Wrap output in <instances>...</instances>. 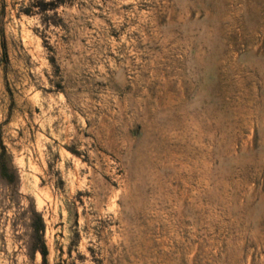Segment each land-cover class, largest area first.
Returning <instances> with one entry per match:
<instances>
[{"label":"rangeland","instance_id":"374dc122","mask_svg":"<svg viewBox=\"0 0 264 264\" xmlns=\"http://www.w3.org/2000/svg\"><path fill=\"white\" fill-rule=\"evenodd\" d=\"M0 264H264V0H0Z\"/></svg>","mask_w":264,"mask_h":264},{"label":"bare ground","instance_id":"6f19581e","mask_svg":"<svg viewBox=\"0 0 264 264\" xmlns=\"http://www.w3.org/2000/svg\"><path fill=\"white\" fill-rule=\"evenodd\" d=\"M142 101V100H141ZM144 102V101H143ZM154 102V101H153ZM139 103V102H138ZM160 104V103H159ZM180 103H178V105H179ZM174 105V104H173ZM184 105V104H183ZM140 106V105H139ZM166 106V105H165ZM180 106V105H179ZM154 107V106H153ZM159 107V106H158ZM170 107V106H169ZM173 107V106H172ZM184 107H185V105H184ZM143 108V107H142ZM156 108V107H155ZM151 109H153V108H151ZM176 109V108H175ZM177 109H178V107H177ZM180 109H181V107H180ZM186 109V108H185ZM156 110H158V108L156 109ZM168 110V109H167ZM184 109H182V111H183ZM147 111V110H146ZM155 111V110H154ZM160 111V110H159ZM170 111V110H169ZM180 112V111H179ZM184 112V111H183ZM187 112H189L188 110H187ZM155 113V112H154ZM157 113H159V112H157ZM169 113V112H168ZM167 113V114H168ZM174 113H175V111H174ZM181 114H182V112H180ZM152 114V113H151ZM186 114V113H185ZM146 115V114H145ZM174 115V114H173ZM178 115V114H177ZM189 115H190V113H189ZM174 116H176V115H174ZM179 116V115H178ZM181 116V115H180ZM182 116H183V114H182ZM151 117V116H150ZM156 118V117H155ZM179 118H181V117H179ZM178 118V119H179ZM186 118V117H185ZM151 119V118H150ZM181 119H184V118H181ZM190 119V118H189ZM153 120V119H152ZM154 121V120H153ZM185 121V120H184ZM152 122V121H151ZM189 123V122H188ZM187 124V123H186ZM106 126V125H105ZM109 127V126H108ZM157 127V126H156ZM189 127V126H188ZM174 128V127H173ZM181 128V127H180ZM179 128V129H180ZM169 129V128H168ZM178 129V128H177ZM178 129V130H179ZM182 130V129H181ZM186 130V129H185ZM189 130V129H188ZM148 131H150V130H148ZM169 131V130H168ZM190 131V130H189ZM160 132V131H159ZM184 133H185V131H183ZM170 133V132H169ZM177 134V133H176ZM187 134V133H186ZM153 135V134H152ZM155 135H157V134H155ZM180 135V134H179ZM178 135V136H179ZM189 135V134H188ZM164 138V137H163ZM187 138V137H186ZM188 139H189V137H188ZM168 140V139H167ZM164 143V142H163ZM172 145V144H171ZM181 145V144H180ZM178 146V145H177ZM169 147V146H168ZM170 148V147H169ZM168 148V149H169ZM165 150V149H164ZM171 150H173V149H171ZM169 153V152H168ZM173 153H175L174 151H173ZM177 153V152H176ZM168 155V154H167ZM170 155V154H169ZM168 155V156H169ZM179 155V154H178ZM187 156V155H186ZM165 157V156H164ZM182 157H183V155H182ZM188 157V156H187ZM176 158V157H175ZM168 159H169V157H168ZM187 159V158H186ZM189 159V158H188ZM171 161H172V159H171ZM186 161V160H185ZM175 162V161H174ZM182 161L180 160V163H181ZM173 163V162H172ZM187 163V162H186ZM185 164V163H184ZM156 165V164H155ZM170 165V164H169ZM178 166V165H177ZM185 166H186V164H185ZM190 167V166H189ZM155 168V167H154ZM168 168H171V167H168ZM182 168H184V167H182ZM158 169V168H157ZM177 169V168H176ZM192 169V168H191ZM162 170V169H161ZM182 170V169H181ZM175 171V170H174ZM180 171V170H179ZM177 172V171H176ZM184 172V171H183ZM159 173V172H158ZM174 173V172H173ZM189 173V172H188ZM160 174H161V172H160ZM177 174V173H176ZM151 176V175H150ZM178 176V175H177ZM187 176V175H186ZM190 178V177H189ZM160 180V179H159ZM183 180V179H182ZM189 180V179H188ZM187 180V181H188ZM188 182H190V181H188ZM158 184V183H157ZM189 184V183H188ZM186 185V184H185ZM187 186V185H186ZM160 187V186H159ZM167 188V187H166ZM154 189V188H153ZM158 190H159V188H158ZM155 191V190H154ZM165 192H166V190H165ZM173 192H175V191H173ZM185 193H186V191H185ZM167 194V193H166ZM171 194V193H170ZM174 194V193H173ZM172 194V195H173ZM153 195V194H152ZM155 195V194H154ZM176 195V194H175ZM167 196V195H166ZM171 197V196H170ZM167 198V197H166ZM177 198V197H176ZM181 198V197H180ZM168 199V198H167ZM154 200V199H153ZM157 200V199H156ZM155 200V201H156ZM169 200V199H168ZM164 201V200H163ZM179 201H180V199H179ZM182 201V200H181ZM166 202V201H165ZM172 202V201H171ZM153 203V202H152ZM161 203V202H160ZM177 203V202H176ZM178 203H180V202H178ZM164 204V203H163ZM156 205H158L157 203H156ZM170 205H172V204H170ZM167 206V205H166ZM165 206V207H166ZM182 206V205H181ZM187 206V205H186ZM162 207V206H161ZM164 207V208H165ZM172 207V206H171ZM179 207V206H178ZM180 208V207H179ZM152 208H150L149 210H151ZM156 209V208H155ZM158 210V209H157ZM161 210H163V209H161ZM167 210V209H166ZM165 210V211H166ZM179 210V209H178ZM156 211V210H155ZM177 211V210H176ZM156 213V212H155ZM158 213V212H157ZM162 213V212H161ZM160 214V213H159ZM167 214V213H166ZM174 214V213H173ZM158 215V214H157ZM165 215V214H164ZM185 215V214H184ZM162 216V215H161ZM158 216H156V218H157ZM159 218V217H158ZM162 219H163V217H162ZM152 220H155V219H152ZM186 221V220H185ZM149 222V221H148ZM157 222V221H156ZM159 223V222H158ZM183 224V223H182ZM148 225V224H147ZM159 226V225H158ZM152 227V226H151ZM168 227V226H167ZM178 236V235H177ZM176 236V237H177ZM190 243V242H189Z\"/></svg>","mask_w":264,"mask_h":264},{"label":"trees","instance_id":"16d2710c","mask_svg":"<svg viewBox=\"0 0 264 264\" xmlns=\"http://www.w3.org/2000/svg\"><path fill=\"white\" fill-rule=\"evenodd\" d=\"M33 229H34V234H36L37 237L40 238V237H41V236H40V232H41L42 229H43V224H42L41 222H39V224L35 225V226L33 227ZM40 252L42 253V255L45 254L46 249H45L44 246H43L42 248H40Z\"/></svg>","mask_w":264,"mask_h":264}]
</instances>
